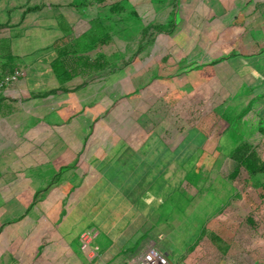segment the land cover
Masks as SVG:
<instances>
[{
    "label": "crops",
    "instance_id": "crops-1",
    "mask_svg": "<svg viewBox=\"0 0 264 264\" xmlns=\"http://www.w3.org/2000/svg\"><path fill=\"white\" fill-rule=\"evenodd\" d=\"M52 3L43 0L39 6L37 0L33 5L8 8V3L0 8V75L4 68L21 72L12 85L0 89V254L8 257L5 264L11 263V255L17 256L18 264H121L132 258L131 253L116 246L99 227L102 214L119 208L129 214L136 211L140 217L134 224L140 229L142 217L150 213L151 187L142 186L140 194H133L136 187L130 186L128 174L141 165L153 170L158 165L153 158H183L184 141L148 139L136 145L129 137L112 142L110 149L102 146L98 133L107 108L103 71H85L65 82L57 79L51 64L61 54L58 43L66 39V32L57 24ZM183 5L161 42L163 66L176 68L175 78L190 79L184 90L206 96L207 110L222 106L230 127L235 119L250 131L252 140L264 142V0H185ZM15 10L12 20L4 17ZM152 77L151 72L145 76L148 81ZM116 83L112 80L110 90L120 94ZM195 139L185 142L198 143ZM47 185L53 187L48 196L61 190L67 203L61 230L52 232L60 237L59 244L40 249L45 233L41 223L51 221L43 210L44 200L53 199L39 195ZM180 189L152 188L162 201L168 191L177 195ZM138 199L135 210L133 202ZM86 228L97 232L99 259L89 260L74 244ZM132 237L136 254L145 241Z\"/></svg>",
    "mask_w": 264,
    "mask_h": 264
},
{
    "label": "rangeland",
    "instance_id": "rangeland-1",
    "mask_svg": "<svg viewBox=\"0 0 264 264\" xmlns=\"http://www.w3.org/2000/svg\"><path fill=\"white\" fill-rule=\"evenodd\" d=\"M36 1L0 0V8L1 4L9 3V8L33 5ZM42 2L40 0L39 6ZM184 2L54 0L52 3L57 24L66 32V39L58 43L61 53L71 59L81 56L93 60L101 56L108 64L103 71L107 108L98 133L103 138L102 146L110 149L112 142L126 141L129 137L135 138L136 145L148 139L156 142L181 138L184 141L183 158H153L154 165L158 161L157 166H152L153 170L141 165L137 169L133 167L132 174H128L130 186L136 187L133 194H140L142 186L151 187L147 193L150 213L142 217L140 229L134 224L139 213L129 214L124 208L102 214V227L98 226L116 246L126 247L130 258L137 250L132 236H142L135 240L145 241L141 249L148 247L154 252L167 253L172 264H264V171L243 183L228 179L235 166L229 158L230 151L247 142L258 147L264 162V142L252 140L250 131L239 127L235 119L230 127V122H225L230 120L223 119L227 113L222 106L218 110H207L206 96L184 90L190 79L185 81L180 75L175 78L176 68L163 66L166 60L161 59L164 54L161 42L173 27L175 16L181 14ZM16 11L11 15L5 13L4 17L12 20ZM94 26H103L109 39L92 50H85ZM150 72L153 77L148 81L145 76ZM114 79L120 94L110 90ZM145 88L148 94L144 93ZM195 138L198 143L185 142ZM135 159L133 164L137 163ZM153 186H181V189L177 195L174 190L168 191L165 202L156 197ZM49 189L53 187L47 185L39 192L40 197L53 199L44 200L47 203L43 214L51 216V221L41 223L45 233L40 239V249L60 241L52 232L61 230L60 220L67 203L65 192L57 190L48 196ZM138 202L140 199L133 202L135 210ZM89 215L94 216L95 212ZM79 234L74 239L77 246ZM16 257L11 255L10 264H18ZM6 260L8 257L0 254V264H5ZM34 260L36 262L37 257Z\"/></svg>",
    "mask_w": 264,
    "mask_h": 264
},
{
    "label": "trees",
    "instance_id": "trees-1",
    "mask_svg": "<svg viewBox=\"0 0 264 264\" xmlns=\"http://www.w3.org/2000/svg\"><path fill=\"white\" fill-rule=\"evenodd\" d=\"M105 31L106 29L103 26H94V28L91 29L90 39L88 40V45L85 47V50H92L98 43L103 44L107 42L109 36ZM100 33H102L100 36L101 38L98 37ZM107 67V62L104 61L101 56L91 61L81 56L71 59L67 57L66 54L62 53L59 58L51 64L53 72L61 82L68 81L77 75H82L85 71H104ZM3 70L4 75L13 72V70H7L5 68ZM257 148V146L242 142L230 152L229 158L235 163L233 170L228 175L230 181L243 183L248 178L264 171V162Z\"/></svg>",
    "mask_w": 264,
    "mask_h": 264
},
{
    "label": "built area",
    "instance_id": "built-area-1",
    "mask_svg": "<svg viewBox=\"0 0 264 264\" xmlns=\"http://www.w3.org/2000/svg\"><path fill=\"white\" fill-rule=\"evenodd\" d=\"M21 75L19 70H13L9 74L0 75V89L12 85ZM97 232L94 228H86L79 234V246L89 260L99 259L102 253L95 244ZM121 264H172L171 259L166 253L154 252L148 247H144L131 259Z\"/></svg>",
    "mask_w": 264,
    "mask_h": 264
}]
</instances>
